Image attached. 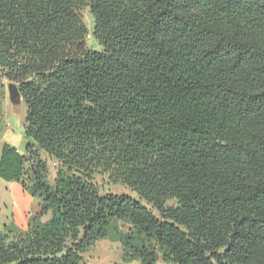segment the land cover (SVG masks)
<instances>
[{"label":"trees","instance_id":"1","mask_svg":"<svg viewBox=\"0 0 264 264\" xmlns=\"http://www.w3.org/2000/svg\"><path fill=\"white\" fill-rule=\"evenodd\" d=\"M10 82L37 148L4 143L0 178L39 210L0 227V264H79L117 220L140 264L154 246L175 264H264V0H0V125ZM97 170L139 199L100 195Z\"/></svg>","mask_w":264,"mask_h":264},{"label":"rangeland","instance_id":"2","mask_svg":"<svg viewBox=\"0 0 264 264\" xmlns=\"http://www.w3.org/2000/svg\"><path fill=\"white\" fill-rule=\"evenodd\" d=\"M82 20L87 28L84 41L88 49L101 51L102 47L95 39L94 30V19L88 8L81 10ZM26 117V104L23 99L20 102L14 101L12 103L9 99L7 89L5 88V96L2 102V125L0 127V145L5 142L19 148L18 150L25 153V147L27 144H33L30 138L24 136V126ZM34 145V148L37 147ZM38 157L46 162L47 171L45 173L46 180L48 183L53 184L56 176L57 168L54 166L52 160L48 155L37 149ZM30 162L26 164L29 168ZM28 174V173H27ZM26 178V177H25ZM93 183L96 184L100 195L104 194H125L135 199H139L138 195L120 179L115 176L110 177L109 172L97 170L93 174ZM4 193V188L0 185V195ZM146 205V203L141 200ZM177 201L174 199L168 200L165 203V207L175 206ZM153 214L160 218V214L157 210L148 206ZM10 217V215L8 216ZM50 213H48L43 220H48ZM8 220V219H7ZM9 223V221H7ZM3 225V224H2ZM0 224V227L2 226ZM132 225L127 221L117 220L112 223L111 236L103 239L96 240L91 246H89L82 254V260L79 264H140V260L136 256H132L129 251H125L124 245L121 241L112 237L116 231L129 232ZM158 255L157 264H175L171 261H166L162 258L161 251L157 246H154ZM216 264V263H213Z\"/></svg>","mask_w":264,"mask_h":264},{"label":"crops","instance_id":"3","mask_svg":"<svg viewBox=\"0 0 264 264\" xmlns=\"http://www.w3.org/2000/svg\"><path fill=\"white\" fill-rule=\"evenodd\" d=\"M2 146L3 144L0 145V154ZM0 185L4 188V193L0 195V224L13 221L17 227L25 229L29 217L39 210L38 199L27 193L17 182L0 178Z\"/></svg>","mask_w":264,"mask_h":264},{"label":"water","instance_id":"4","mask_svg":"<svg viewBox=\"0 0 264 264\" xmlns=\"http://www.w3.org/2000/svg\"><path fill=\"white\" fill-rule=\"evenodd\" d=\"M6 89L8 92L9 99L12 103H14V101L20 102V99H21L20 93H19L17 85L14 82L8 83L6 85Z\"/></svg>","mask_w":264,"mask_h":264}]
</instances>
